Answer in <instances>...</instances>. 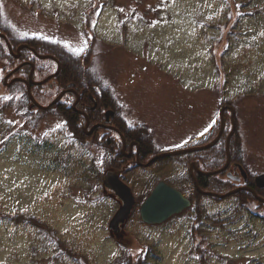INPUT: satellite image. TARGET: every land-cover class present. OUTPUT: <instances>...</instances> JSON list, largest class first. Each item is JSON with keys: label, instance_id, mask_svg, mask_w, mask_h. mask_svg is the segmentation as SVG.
<instances>
[{"label": "rangeland", "instance_id": "1", "mask_svg": "<svg viewBox=\"0 0 264 264\" xmlns=\"http://www.w3.org/2000/svg\"><path fill=\"white\" fill-rule=\"evenodd\" d=\"M0 3L7 24L0 31L14 49L36 36L53 48L39 46L40 54L59 57L61 50L77 55L117 92L129 123L154 128L158 153L213 140L217 131L210 134L196 125L208 117L193 120L188 114H212L220 106L218 94L223 103L235 106V138L241 140L245 168L250 175L264 173V0ZM0 43L10 52L1 36ZM32 60L37 81L57 69L52 58ZM9 63L0 69V264H113L125 254L134 264L140 257L142 264H264L260 201L247 210L236 196L207 194V217H198L191 206L160 224L144 222L140 213L159 180L178 188L187 184L184 193L192 196L190 164L195 159L190 158L209 157L208 163L196 161L204 170L219 169L227 161L225 137L202 154L117 169L95 137L81 141L64 125L57 127L63 124L61 117L54 108L34 105L25 82L7 85L5 75L22 60L13 56ZM21 69L25 71L19 73ZM21 69L12 78H28L30 70ZM51 79L32 85L45 105L60 90ZM227 124L229 131L226 119ZM109 170L119 172L137 199L121 234L110 228L123 202L104 183ZM225 185L212 183L208 189L224 193L229 190ZM20 214L35 215L48 228L12 218Z\"/></svg>", "mask_w": 264, "mask_h": 264}, {"label": "flooded vegetation", "instance_id": "2", "mask_svg": "<svg viewBox=\"0 0 264 264\" xmlns=\"http://www.w3.org/2000/svg\"><path fill=\"white\" fill-rule=\"evenodd\" d=\"M7 37H8V35H7ZM3 39L6 41V39L4 37H3ZM6 43H7V41H6ZM32 52L36 55V53L34 51H32ZM36 57H37V55H36ZM57 58L59 59V62L61 64V68H62L61 59H60V57H57ZM27 60L34 62L33 60H30V59H27ZM23 61L24 60H22V62ZM56 64H57V62H56ZM57 71H58V64H57L56 71H54L53 73H50L49 75L54 74ZM60 71H61V69H60ZM60 71H59V73H60ZM12 77L13 76H11L10 78H12ZM51 81H54V84L58 87V90L60 88L59 92L52 99V101L62 91L66 90V93L64 94V96L57 103H60L61 107L64 106L63 108L72 107V109L74 111H76L79 115L77 117V122H76V127H75L68 121L69 119L66 118V116H65L66 114L63 111L56 110L58 115L61 117L62 121L67 122L66 124H64L65 127H67L69 129L71 126L72 128L77 130V131H75L76 133H74L73 131L70 130L71 128L69 129L70 133L76 139L84 141L89 137L90 138L95 137V139L98 140L99 143L102 145H105V146L106 145H109V146L112 145L113 146L116 144L117 145L116 150L113 153L109 152V150H107L105 148L106 155L110 158V160H112L113 158H118L122 161L128 160L129 163L127 164V167H122V169H124V170H126L128 168V166L130 164H133V163L139 164V165L144 166V167L151 166L150 164L147 165L146 163H148L152 159V157H155L158 154V152L156 151V145H157L156 139L157 138H156L155 133H154V128H153V132L152 131L150 132V136H151V138H153V152L151 153L152 150H150L149 153H146V152L142 151V149H141V144H140V141L138 140V136L141 134V132L139 130H137L136 127L146 126L148 131L151 127L146 123H138V124L129 123V121L127 120V117L125 115L124 104L122 103V100L120 99V97L116 91H114L112 89L111 91H109V90H98L95 93L92 92L91 90H87V92H86L85 89H79L80 86L78 84H75L76 86H71V83L68 85H63V82L60 80L59 75L53 77L51 79ZM65 86H67V87H65ZM35 87H37V86H35ZM35 87H33V88H35ZM210 92L212 93L214 91H210ZM104 94H107V96L109 97V99L106 101L107 103L104 102V99L102 98L104 96ZM214 95H216V93ZM184 98H188V96L187 97L184 96ZM217 100H218V103L220 106H219V108H216L212 112V114H211V112L208 114L198 113V114L194 115L193 117H191V115L188 114L190 116V118H188V119L195 120L197 118L199 119L200 116H203V117L207 116L208 117L207 119H204V120L199 119L200 122L196 125L199 127V129L205 130L207 128L208 132L210 134L212 132L217 131L214 138H213V140H214L217 137V135L220 131V128H221V110H222V107L227 106V108L225 110V121H226V119H227V123H228V121H230L231 127H230V130L227 131V127H228V124H227L225 131H224V134L221 137V139L223 137H225L226 142H227V137L233 128V114H232V111L229 107L233 106L235 108V106L230 104V103H223L218 94H217ZM57 103L55 104V106L57 105ZM198 103H202V102H198ZM99 105H101V112H100V114H98L99 115L98 118H100V121H98L96 119V117H95L96 115L94 113L95 110L99 107ZM172 112H174L175 116H176L177 112L175 110L174 111L172 110ZM175 116L173 114V118ZM174 119L176 120V118H174ZM234 119L236 121V114L234 116ZM178 122H179V119L177 120V123ZM95 125H97V127L94 129V131L92 133L89 132L92 129V127ZM81 129L83 130L84 135H82ZM100 132L104 133L102 138H99ZM237 132H238V129H237V122H236V130H235V133L232 136L231 140L233 138H235L236 135H238ZM129 133L131 135L133 134L134 137H130ZM83 137H84V139H81ZM142 138L150 139L147 135H142L141 139ZM124 139L127 141L126 147H124ZM213 140H211L210 142H212ZM210 142H208V143H210ZM119 143H120V145H119ZM119 146H121V149L118 148ZM193 146H195V145H193ZM125 148H126V151H124ZM120 154L122 155V157L119 158ZM138 156H139V159H138ZM181 156L185 157V155H181ZM187 159H189V158H187ZM190 159H195L193 161L199 160V158L197 159L195 157L190 158ZM193 161H191V162H193ZM154 162H156V161H153V163ZM196 162H198V164L200 165L199 161H196ZM121 165H123V163H121ZM241 166L247 172L248 180H246V178L243 176ZM200 168H201V166H200ZM122 169H120V170H122ZM204 171H207V170H204ZM222 173H224V174L221 175L220 179H218V180H220V181L223 180L222 177L225 176L224 177L225 179L229 178V180L236 183L235 187L248 185V186L255 188L259 195L264 196L262 194V193H264V188L259 187L258 184L256 183V179H257L258 175H250V173L245 168V165L243 163V159L242 160H236L235 158L232 157V161H231L229 167ZM229 173H231V174L229 175ZM195 174H196V178H199L200 175L196 170H195ZM190 175H191L190 178H192V181H193L192 186L194 187L196 184L195 183V177L192 175L191 170H190ZM216 175H220V174H216ZM156 185H157V183H156ZM153 189H154V187H153ZM194 191H195V189H194ZM245 191L253 193L251 190H245Z\"/></svg>", "mask_w": 264, "mask_h": 264}, {"label": "water", "instance_id": "3", "mask_svg": "<svg viewBox=\"0 0 264 264\" xmlns=\"http://www.w3.org/2000/svg\"><path fill=\"white\" fill-rule=\"evenodd\" d=\"M0 36L4 37L7 41V45L9 48L10 53L15 56L16 58H20L22 56V50L24 48H31L38 57L40 58H52L55 61L58 62V71L55 74H51L45 79L42 80H35L34 79V73L36 69L35 63L31 61H24L21 64H19L15 69H13L11 72H9L5 78L4 81L7 85H11L15 82L18 81H23L27 85V90H28V95L30 100L33 102L34 105L37 107L43 108V109H49L52 105L56 104L66 93V90L62 91L51 103L48 105H43L40 103L35 95L33 94L32 91V85H37V84H43L49 81L53 76H56L57 73H59L61 69V64L59 62V59L52 55V54H40L36 48L31 47L27 43H23L19 45L16 49H14L12 43L10 42L9 38L7 35L3 32H0ZM30 65L31 70L29 73L28 78H23L16 76L11 79V81H8L9 78L16 73L19 69H21L25 65ZM227 106H223L221 110V128L220 131L217 135V137L210 143L201 145V146H192L188 148H183V149H178V150H172V151H167V152H162L157 154L155 157H153L149 163L160 159L162 157H167V156H174V155H179V154H184L188 152H193V151H199V150H205L208 149L212 146H214L222 135L224 134L225 127H226V121H225V110ZM232 111L233 114V128L231 132L229 133L227 137V145H226V152H227V161L225 165L219 169L213 170V171H204L203 169L200 168L199 164L197 162H192L190 164V169L192 172V175L195 177V183L197 185L198 191H200L202 194H209L218 198H225L227 196L233 195L241 190H251L257 199L259 201L264 202V197L259 195L258 192L256 191L255 188L248 186V185H243V186H238L228 192L225 193H219L211 190H206L203 189L197 179H196V174L194 171L196 170L200 174H204L206 176L214 175L220 172H223L226 170L230 163H231V138L235 133L236 130V122L234 119L236 110L233 106L229 107ZM97 125H95L96 127ZM126 146V140L124 139V147ZM139 159V156H138ZM242 167V166H241ZM195 169V170H194ZM231 173H229L230 175ZM242 174L248 180L247 177V172L245 169L242 167ZM104 183L105 185L112 189L122 200L123 204L121 208L118 210V212L115 214L114 218L110 222V228L114 230L116 234H121L122 230V224H124L132 215L133 210L136 206L137 200L136 196L133 192V189L131 186H129L126 182H124L121 177L119 176L117 171L110 170L106 173L105 178H104ZM256 183L258 184L259 187L264 188V173H261L258 175L256 179ZM192 204V201L189 197H187L180 189L172 186L171 184L167 183L164 180H160L157 185L154 187L152 192L149 194V196L143 201V203L140 206V213L142 216V219L144 222L148 224H160L168 220L170 217H172L175 214L181 213L184 211L186 208L190 207Z\"/></svg>", "mask_w": 264, "mask_h": 264}, {"label": "trees", "instance_id": "4", "mask_svg": "<svg viewBox=\"0 0 264 264\" xmlns=\"http://www.w3.org/2000/svg\"><path fill=\"white\" fill-rule=\"evenodd\" d=\"M4 16H3V11L1 8V3H0V26H4L7 25L4 22ZM8 29V27H6ZM23 43H27L29 44L31 47H34L37 49L38 52H40V48L39 46L43 47V48H47V49H53L48 41L46 39L43 38H39L36 36H29L26 39H24L23 41L20 42V44ZM1 44V43H0ZM55 49V48H54ZM60 54V59L62 62V68L59 75L60 80L63 82V85H68L71 83V86H76L75 84H78L80 86L79 89H85L86 92L87 90H91L92 92H96L98 90H109L111 91V88L108 87L106 84H104L96 75H93L90 73V71L86 68L85 64L82 63L83 61L75 54L73 53H68V52H63L61 50L58 51ZM29 53V54H27ZM41 53V52H40ZM32 57H36V55L32 52V50H30L29 48H24L22 50V56L20 57L21 60L24 61H29L27 59L32 60ZM12 58L13 56L11 55L10 52H7L4 48V46L1 44L0 45V69L4 68L5 66H9L11 65V63H9V59ZM26 66V70H30L31 66L30 65H25ZM25 71V69H21L19 73ZM16 83H22V82H16ZM67 87V86H65ZM104 99V102H106L109 97L107 96V94H104V96L102 97ZM32 102V101H31ZM107 103V102H106ZM54 107H52V109L54 108V110H59V111H63L66 115V118H68L69 122L76 127V122H77V117L79 116L78 113L76 111H74L72 109V107L70 108H63L61 107L60 103H57V105H53ZM101 112V105H99V107L95 110V117L98 121H100V118H98V114H100ZM69 125V124H68ZM70 126V125H69ZM71 128V129H70ZM70 130L73 131L74 133H76L75 131H77L76 129L72 128L70 126ZM78 129V128H77ZM137 130H139L141 132V134L138 136V140L140 141L141 144V149L142 151L149 153L150 150L151 153L153 152V138H151L150 136V132L152 131L151 128L148 129L146 128V126H138L136 127ZM79 130V129H78ZM82 135H84L83 130L81 129ZM142 135H147L150 139L147 138H142ZM130 137H134V135L129 133ZM81 139H84L81 138ZM105 144V143H104ZM107 150H109V152L113 153L116 150V144L115 145H103ZM119 149H121V146L118 147ZM231 148L232 151L234 150L235 152H233V158H235L236 160H242L243 159V154H242V147H241V140L239 138V136L237 138H233L231 140ZM208 150V149H206ZM201 152L200 154H202V152L204 151H197L195 152L198 153ZM201 157H199L200 162L203 161L205 163L209 162V157H207L206 159H202V155H200ZM122 157V155H119V158ZM110 159V158H109ZM110 163H112V165L115 168L118 169H122V167H127V164L129 163L128 160L126 161H122L118 158H113L112 160H110ZM121 163H123V165H121ZM120 167V168H119ZM129 167V166H128ZM208 171V170H207ZM220 175H210V176H206L204 174H200L199 173V178H196L199 185L206 190H209L208 187L211 186V184L213 183L215 185V183H222V184H227L229 185V189H234L236 188V183H234L233 181L229 180V178L227 179H223V180H218L220 179V176L223 175L224 173H218ZM214 177L212 179V177ZM192 181V178H191ZM193 182V181H192ZM225 185V186H227ZM188 186L187 184H180V189H182L183 191L188 190ZM195 189V192L192 196H190V198L193 201L192 207L196 209L197 211V216L198 217H207L208 215L206 213L205 210V205L203 203V199L205 198L204 195L202 193H200L197 189V185L195 184V186L193 187ZM196 194V195H195ZM264 195V193H262ZM233 196H236L238 198V203L243 206L240 208H244L247 210H251V206L249 205L250 203H252L253 201L257 200L256 196L254 193L245 191V190H241L235 194H233ZM203 197V198H202ZM264 197V196H263ZM219 199V198H217ZM249 205V207H248ZM247 207V208H245ZM14 220H17L18 222H30L33 224H36L38 226L41 227H47V223L45 221H43L41 218L35 216V215H27V214H20L17 215L16 217H12ZM48 228V227H47ZM201 231H204V228L202 226H200ZM153 248V246H152ZM154 251V248H153ZM71 253H74V251H72L70 249ZM81 253V252H79ZM151 253H148V255H150ZM84 256V254H81ZM144 262V258L140 257L138 258V260L136 261V264H142ZM113 264H134L133 262V258L130 255L125 254L124 256L120 257L119 259H117Z\"/></svg>", "mask_w": 264, "mask_h": 264}, {"label": "snow or ice", "instance_id": "5", "mask_svg": "<svg viewBox=\"0 0 264 264\" xmlns=\"http://www.w3.org/2000/svg\"><path fill=\"white\" fill-rule=\"evenodd\" d=\"M121 11H123V9H121ZM73 51H76V50L74 49ZM66 123H67V122L64 121L63 124H58L57 127H62V126H63L64 124H66ZM207 131H208V129L206 128V129H205V132H207ZM201 135H203V133H201ZM101 163H103L102 160H101Z\"/></svg>", "mask_w": 264, "mask_h": 264}]
</instances>
